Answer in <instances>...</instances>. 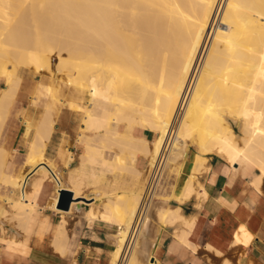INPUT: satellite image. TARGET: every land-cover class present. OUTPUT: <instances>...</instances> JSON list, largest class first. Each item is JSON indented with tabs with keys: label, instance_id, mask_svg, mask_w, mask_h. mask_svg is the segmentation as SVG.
Wrapping results in <instances>:
<instances>
[{
	"label": "bare ground",
	"instance_id": "6f19581e",
	"mask_svg": "<svg viewBox=\"0 0 264 264\" xmlns=\"http://www.w3.org/2000/svg\"><path fill=\"white\" fill-rule=\"evenodd\" d=\"M79 30L95 35L97 44L109 47L104 49L107 53H63L61 47H78L86 40L76 33ZM57 48L62 52L57 56L59 72L70 71L63 79L71 95L59 98L51 93L35 126V117L24 118V135L33 133V141L25 163L11 174L14 156L2 143L11 129L6 132L22 77L8 64L30 66L32 51L37 55L32 65L43 74L50 69L46 52ZM0 59L6 84L0 94V185L9 192L5 204L0 201V223L11 214L24 233L22 244L8 235L0 241L2 258L22 255L31 240L64 256L71 239L67 216L80 211L91 224L102 221L116 227L109 264H133L132 253L143 241L141 227L151 222L140 217L151 175L162 172L167 161H176L185 135L198 145L199 153L184 189L176 188L173 200L182 203L193 195L205 196L198 175L208 169L212 154L221 155L235 170L239 164L252 167L251 183L261 191L264 0H0ZM107 82L112 93L101 91ZM63 117L64 124L78 123L77 153L63 147V132L59 166L46 157V143ZM137 128L151 131L156 139L134 135ZM115 148L129 154L130 164L106 157ZM136 157L147 161V169L136 168ZM47 183L54 187L47 207L60 216L54 237L46 236L49 226L39 220L42 213L35 200ZM65 187L74 198L85 199H90V189L94 202H73L69 211L59 209V191ZM110 187L113 191L107 193L104 189ZM154 211L163 233L183 219L179 207ZM6 229L0 228V235L8 234Z\"/></svg>",
	"mask_w": 264,
	"mask_h": 264
},
{
	"label": "crops",
	"instance_id": "0c3cea01",
	"mask_svg": "<svg viewBox=\"0 0 264 264\" xmlns=\"http://www.w3.org/2000/svg\"><path fill=\"white\" fill-rule=\"evenodd\" d=\"M38 121L39 118L35 117V121L33 118V125H37ZM65 127H69L70 131L72 128L76 130V127L60 122L57 131L59 137L54 138L52 136L46 143V157L53 159L59 166H62V160L57 150L62 141L60 137L64 132L62 129ZM9 129L6 128V132ZM150 132L143 130L141 135L138 132H135L134 135L151 141L153 135ZM75 137L74 132H67L63 147L65 146V149L77 153V148L74 145ZM7 140L6 134L2 143L6 149ZM23 141L24 146H27V151L22 165L27 159L28 149L33 141V133H30L29 136L24 135ZM188 144L184 146L183 152L177 157L171 168L170 172L175 174L174 183L169 182L167 187L161 189L160 193L163 194V198L157 202V209L160 210L179 207L183 219L169 226L166 230L168 232L163 233L155 223L156 211L151 213V222L147 224L149 225L148 237H152L151 244L157 240L159 244L156 245L154 250L153 245L150 244V247H152L150 254L153 250V260L148 264H264V183L259 192L251 183L252 175L255 172L252 167L239 164L235 165L237 168L235 170L221 155L212 154L208 156L207 172L204 171L198 175L199 181L204 186L205 196L193 195L187 200L188 202L182 203L173 200L176 188L184 189L186 181L193 171L192 167L194 168V158L199 153V149L195 144ZM70 145H73L71 149L68 148ZM190 147L195 149L192 156L189 155ZM106 157L113 159L115 153L107 152ZM137 159L136 168L147 169V161L141 157ZM15 162L14 157L9 162L8 172L11 174H15L18 170L19 164ZM76 166L77 162L73 163L71 168ZM64 176V181L68 184V174L65 173ZM107 179L111 180V177L108 176ZM112 184L113 181L111 180L110 185ZM64 189L68 190L67 187ZM104 190L107 193L113 191L111 187ZM39 191L37 192L38 196L35 195V200L42 213L39 220H46L49 226L46 236L54 237L60 216L47 207L53 195L54 187L52 184L47 183ZM89 192H91L90 189ZM89 192L88 194L91 196L90 199H87L88 205L94 202L93 196L95 194ZM118 192L121 193L122 191L118 190ZM98 194L100 193L98 192ZM94 205L95 208L99 206L98 202H95ZM99 208L102 209V207ZM77 218L79 219L75 221L74 229L76 236L81 238L79 240V252L74 257L76 261L69 262L64 257L73 250V237L70 236L71 239L67 245L66 253L62 257L53 253L50 247H39L34 242H28L22 255L15 254L11 259L0 256V264H109V253L112 252L113 247H110L111 243L108 237L115 234L116 227L102 221L91 224L82 216H77ZM4 221L3 225L5 227L12 225V223ZM1 223L0 228L4 227ZM20 234L23 239L24 233ZM29 237H32V235L30 234ZM148 252L146 250V253ZM134 263L136 264L135 260Z\"/></svg>",
	"mask_w": 264,
	"mask_h": 264
},
{
	"label": "rangeland",
	"instance_id": "374dc122",
	"mask_svg": "<svg viewBox=\"0 0 264 264\" xmlns=\"http://www.w3.org/2000/svg\"><path fill=\"white\" fill-rule=\"evenodd\" d=\"M84 31L85 30H79L76 33H78V35L85 36L87 41L84 39L85 41L83 40L84 42L79 43L78 47L77 46L74 47V45H71V44H69L68 46L61 47L62 52L65 50L63 53H65L66 51L67 52L69 51L68 53H71L72 51H75L76 49L77 50L81 49V52H83V53H87V52L88 53H96L99 51L107 53V50L104 51V49L109 48L108 46L106 47V45L103 43H102L103 45H101V43H100V45H101L100 46L99 44H97V42H95V35L93 34V32H92V34L94 35L93 36L94 38L91 37L92 36L91 32H89L90 33L89 34L87 31H85V34H84L83 33ZM89 40H91V41H89ZM58 52L62 53L60 48H57L52 53L46 52L45 55L47 57H50L49 58L50 69L45 70L43 72V74H40L39 72L36 71V65L35 66L32 65V64H36L35 58L37 57V55H34L35 53L32 51L29 53H31L35 57H33V59H32L31 58L32 55L30 54V59H32L34 61V63H32L30 66H28V65L23 66L17 62H11L8 64V68L12 71V73H14V75L22 77L21 83L19 85L18 96H17V99H16L14 106H13V109H12V114H11L12 116L10 117V120H9L8 126H7V129H9L12 126L10 129L9 135H8L7 150L10 153L12 152V155L14 156V159L16 160L15 163L19 164V166H18L19 170L21 169V165H22L23 159H24L26 151H27V146H24V141H23V136L25 133V124H24L25 120H24V118L25 117L28 118L30 116L40 118L41 110H43V107L46 104L45 100L51 93L56 94V96L57 97L59 96V98H61L64 94L67 95V93H69V95H71L70 92H65L68 90L66 89L65 80H64L67 78V72H68V74H70L69 73L70 71L69 70L65 71V69H64L63 72H62V70H60L61 72H59V69H58L59 67L57 66V64H59L58 63L59 59L57 57ZM63 55L66 56L67 54H63ZM3 63H4V60L0 59V68L2 67ZM29 64H30V62H29ZM4 82H5L4 78L0 76V94H1L2 90L6 87V84ZM108 83L109 82L106 83V86H104L105 84L102 86V87H105V89L101 88L102 89L101 91L104 90V92H107L110 89L109 90L110 92L109 91L108 92L112 93V91H111L112 87L110 88V86H108ZM109 85H110V83H109ZM60 90H63V91H60ZM62 120L63 121H61V122L64 123V117ZM77 124L78 123H74L73 127H76ZM74 129L75 128H72V130L70 131L69 127H65L62 130L65 132V135H66L67 132L68 133L69 132L75 133L76 131ZM137 130H138L137 131L138 134L141 135L143 130L141 128H137ZM234 130H235L237 135H240V130L238 127H234ZM152 135H153L152 140L156 139L157 135L154 133ZM53 137L54 138L59 137L58 133L57 132L54 133ZM184 138H185L184 144L186 143L185 145H189L188 142L189 143L191 142L190 143L191 145L195 144L198 148V145L195 142L191 141V137H187L185 135ZM72 147H73V145H70V147H68V148L71 149ZM115 149H117V148H115ZM110 151L115 153V157L113 158V160H116V161L122 162V163L125 162L126 164H128V163L130 164L131 157L129 156V154L127 152L126 153L128 155L126 153L120 152L118 149H117L118 152L114 149H113V151L112 150H110ZM194 153H195V149L193 147H190L189 155L192 156V155H194ZM125 156L128 158H126ZM135 160H138L137 157L135 158ZM173 165H174V162L167 161L165 167L163 168V170L161 172V174L164 173V176H163V180L161 183L160 190L156 194L155 202L153 203V205L151 207L149 215L146 216V218L148 217L149 220L151 219V213H153L154 210L158 208V204H157L158 200H161L163 198V194L160 193L161 189L163 190V188L165 186L167 187L169 182L174 183L175 174L170 172ZM8 196H9L8 190L4 186L0 185V201L3 205L5 204L3 201ZM80 202H83V201H80ZM83 203H86V202H83ZM158 210H160V209H158ZM78 212H80V211H77L76 212L77 214L74 213L71 216H67V229L69 230L70 235L73 237V240H72L73 241V245H72L73 250H72V252H70L64 256L66 261H69V262L76 261L74 257L79 252L78 247H79V240L81 237L76 236L75 229H74V223H75V221H77V219H79V218H77V215L79 214V216L84 217V213L81 212L82 213V215H81V213H78ZM11 217H12V215L8 214V216L6 218L2 219V223H1L2 226L5 227V225H3L4 219L6 222L12 223V225L5 227V228H7L6 230L8 231L7 232L8 234H5L4 236L0 235V241L2 242L5 239V237L8 235L7 237H16V239H14V240H16L18 244H20L19 242H21V239H22V235L20 233L23 232L22 226L20 225V223L18 221L14 220L13 217L12 218ZM68 217H72V218L68 219ZM147 224H149V223H146L145 225H143L141 227V231L144 234L143 235V241H142V244L137 249H135L132 253L131 259H132L133 264H135L134 260H135L136 264H148V263H151L153 260V250L159 241L157 240L158 242L156 241V242L151 244L150 241H152V237H148L149 225H147ZM146 225H147V228L144 230ZM130 227H131L130 225L126 226V229L128 232H129ZM70 230H72V231H70ZM144 236H145V238H144ZM2 237H4V238H2ZM108 238H109V241L111 243V245H110V247H111L114 244V240L112 239V237H108ZM31 241H32V243L34 242V240H31ZM150 244L153 245V250H152L151 254H150V251H151L152 247H150ZM109 250H110V248H109ZM146 250L149 252L146 253Z\"/></svg>",
	"mask_w": 264,
	"mask_h": 264
},
{
	"label": "built area",
	"instance_id": "2783aa9c",
	"mask_svg": "<svg viewBox=\"0 0 264 264\" xmlns=\"http://www.w3.org/2000/svg\"><path fill=\"white\" fill-rule=\"evenodd\" d=\"M163 176H164V173L161 174L160 171L155 175H153V174L151 175L149 184L147 185L148 193H147L146 199H145L143 206H142V213L140 215L141 218H145L146 216L149 215L151 207H152L153 203L155 202V198L152 201L153 203L151 202L150 198L153 195L155 196L159 192L160 187H161V183L163 180Z\"/></svg>",
	"mask_w": 264,
	"mask_h": 264
},
{
	"label": "water",
	"instance_id": "95a60500",
	"mask_svg": "<svg viewBox=\"0 0 264 264\" xmlns=\"http://www.w3.org/2000/svg\"><path fill=\"white\" fill-rule=\"evenodd\" d=\"M88 202L85 198H74L73 192L61 189L59 191L58 207L63 211H69L73 202ZM84 206V205H83Z\"/></svg>",
	"mask_w": 264,
	"mask_h": 264
}]
</instances>
